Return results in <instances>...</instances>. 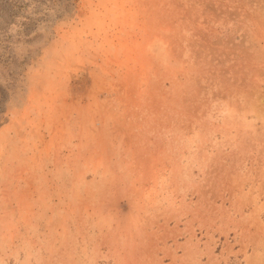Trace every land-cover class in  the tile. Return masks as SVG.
<instances>
[{
  "label": "rangeland",
  "instance_id": "374dc122",
  "mask_svg": "<svg viewBox=\"0 0 264 264\" xmlns=\"http://www.w3.org/2000/svg\"><path fill=\"white\" fill-rule=\"evenodd\" d=\"M0 264H264V0H0Z\"/></svg>",
  "mask_w": 264,
  "mask_h": 264
}]
</instances>
